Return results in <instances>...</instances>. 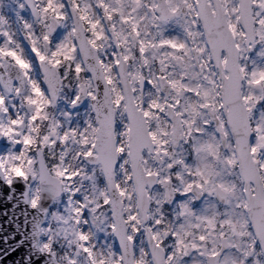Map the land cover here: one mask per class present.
I'll return each instance as SVG.
<instances>
[{
  "label": "snow or ice",
  "instance_id": "1",
  "mask_svg": "<svg viewBox=\"0 0 264 264\" xmlns=\"http://www.w3.org/2000/svg\"><path fill=\"white\" fill-rule=\"evenodd\" d=\"M13 4L0 197L24 231L7 255L264 264V0Z\"/></svg>",
  "mask_w": 264,
  "mask_h": 264
},
{
  "label": "water",
  "instance_id": "2",
  "mask_svg": "<svg viewBox=\"0 0 264 264\" xmlns=\"http://www.w3.org/2000/svg\"><path fill=\"white\" fill-rule=\"evenodd\" d=\"M15 195L11 201L0 197V225L6 224V227L0 228V254H3V259L0 260V264H20V258L23 255V250L14 252L12 255H7V251L10 248L19 249L20 246L12 239L15 236V240H19L18 233L23 232V217L20 215L21 208ZM7 212V214H5ZM13 225H20V227L13 228ZM4 237H9L8 242H4ZM21 264L23 262L21 261Z\"/></svg>",
  "mask_w": 264,
  "mask_h": 264
},
{
  "label": "clouds",
  "instance_id": "3",
  "mask_svg": "<svg viewBox=\"0 0 264 264\" xmlns=\"http://www.w3.org/2000/svg\"><path fill=\"white\" fill-rule=\"evenodd\" d=\"M30 215H35V214H34V213H30ZM29 224H30V225L32 224V220H31V219L29 220ZM26 238H27L29 241H31V239H32L33 237H32L31 235H28ZM30 253H31V254H35V255H37V256L40 255V253L36 252L34 249H30ZM43 264H48L47 258L45 259V261L43 262Z\"/></svg>",
  "mask_w": 264,
  "mask_h": 264
},
{
  "label": "rangeland",
  "instance_id": "4",
  "mask_svg": "<svg viewBox=\"0 0 264 264\" xmlns=\"http://www.w3.org/2000/svg\"><path fill=\"white\" fill-rule=\"evenodd\" d=\"M4 10L9 11L14 8L13 0H3Z\"/></svg>",
  "mask_w": 264,
  "mask_h": 264
}]
</instances>
